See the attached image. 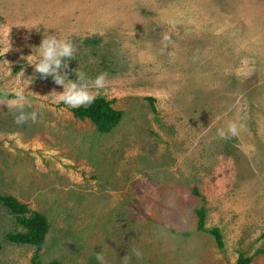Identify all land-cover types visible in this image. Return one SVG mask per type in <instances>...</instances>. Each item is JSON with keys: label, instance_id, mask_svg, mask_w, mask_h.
Returning a JSON list of instances; mask_svg holds the SVG:
<instances>
[{"label": "rangeland", "instance_id": "obj_1", "mask_svg": "<svg viewBox=\"0 0 264 264\" xmlns=\"http://www.w3.org/2000/svg\"><path fill=\"white\" fill-rule=\"evenodd\" d=\"M45 35L77 47L70 80L108 74L92 90L124 112L111 133L28 63ZM0 57V90L37 113L17 125L0 106V196L49 223L39 251L14 243L26 230L0 201V264H264V0H0Z\"/></svg>", "mask_w": 264, "mask_h": 264}, {"label": "clouds", "instance_id": "obj_2", "mask_svg": "<svg viewBox=\"0 0 264 264\" xmlns=\"http://www.w3.org/2000/svg\"><path fill=\"white\" fill-rule=\"evenodd\" d=\"M171 43V37L165 33L162 36V44L165 48ZM37 55L33 63V55L26 59L28 63L34 66V70L43 79L51 77L54 83L63 87V92H56L53 90L51 95L56 102L62 103L69 108H88L96 100V93L92 89H103L108 82V74L100 73L94 80L87 77L86 73L77 68L75 70V80H70L65 73L69 68V61L76 58L78 51L77 47L68 39H58L54 35H45L41 45L36 48ZM23 58V57H22ZM6 63H8L6 61ZM7 106L8 109H14L16 112L15 123L22 125L29 120L35 122L37 119L36 112L25 111L26 107H30V101L24 95L23 90L17 89L12 98L0 90V106ZM241 125L236 121L229 122L227 129H218L217 135L220 138H227L228 136H238ZM132 253L139 259L142 253L136 248L132 249ZM99 264H107L104 253H94ZM131 257L126 255L122 258V264H130Z\"/></svg>", "mask_w": 264, "mask_h": 264}, {"label": "trees", "instance_id": "obj_3", "mask_svg": "<svg viewBox=\"0 0 264 264\" xmlns=\"http://www.w3.org/2000/svg\"><path fill=\"white\" fill-rule=\"evenodd\" d=\"M1 58V57H0ZM12 98L11 95H8ZM153 104V99H149ZM153 106V105H152ZM153 109L155 107L153 106ZM72 113L76 119L91 121L100 133L108 134L115 130L122 122L124 112L113 107L112 101L105 98H96L95 102L88 108L72 109ZM198 195V192H196ZM0 201L7 208L9 213L17 218L18 223L22 224L26 232H20L15 235L11 234L8 238L17 244H27L36 246L38 251L45 241V237L49 232V223L41 213H32L27 205L20 203L12 196H0ZM205 211L201 209L197 214L199 216L198 230L206 231L205 229ZM31 214L30 217L27 215ZM217 238V242L222 246V238L219 229H214L210 232ZM1 248V247H0ZM259 254H264V250L258 251ZM39 258L38 254L33 258L32 264L36 263ZM252 258H245V254L241 253L238 264H250ZM59 264V263H51Z\"/></svg>", "mask_w": 264, "mask_h": 264}]
</instances>
